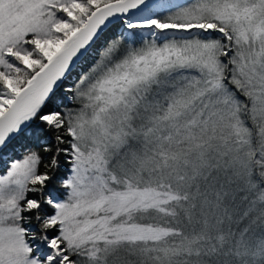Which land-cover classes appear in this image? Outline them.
Wrapping results in <instances>:
<instances>
[{"label": "snow or ice", "instance_id": "1", "mask_svg": "<svg viewBox=\"0 0 264 264\" xmlns=\"http://www.w3.org/2000/svg\"><path fill=\"white\" fill-rule=\"evenodd\" d=\"M0 264H264V0H0Z\"/></svg>", "mask_w": 264, "mask_h": 264}, {"label": "water", "instance_id": "2", "mask_svg": "<svg viewBox=\"0 0 264 264\" xmlns=\"http://www.w3.org/2000/svg\"><path fill=\"white\" fill-rule=\"evenodd\" d=\"M157 2H159V0H157Z\"/></svg>", "mask_w": 264, "mask_h": 264}]
</instances>
